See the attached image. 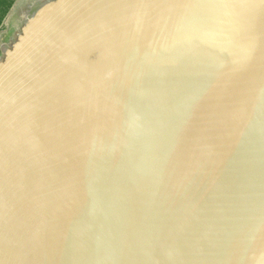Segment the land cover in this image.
I'll return each mask as SVG.
<instances>
[{
    "label": "water",
    "instance_id": "obj_1",
    "mask_svg": "<svg viewBox=\"0 0 264 264\" xmlns=\"http://www.w3.org/2000/svg\"><path fill=\"white\" fill-rule=\"evenodd\" d=\"M253 2L29 7L0 59V264H264Z\"/></svg>",
    "mask_w": 264,
    "mask_h": 264
},
{
    "label": "snow or ice",
    "instance_id": "obj_2",
    "mask_svg": "<svg viewBox=\"0 0 264 264\" xmlns=\"http://www.w3.org/2000/svg\"><path fill=\"white\" fill-rule=\"evenodd\" d=\"M188 3L189 6L197 9L209 7L216 9H227L232 7L253 8L256 6L253 0H212L211 3L204 2V0H188ZM259 3L261 6H264V0H259ZM194 19L203 24L212 23V17L203 12L196 14Z\"/></svg>",
    "mask_w": 264,
    "mask_h": 264
},
{
    "label": "rangeland",
    "instance_id": "obj_3",
    "mask_svg": "<svg viewBox=\"0 0 264 264\" xmlns=\"http://www.w3.org/2000/svg\"><path fill=\"white\" fill-rule=\"evenodd\" d=\"M34 4V3H32ZM29 11L28 5H19L18 7H15L14 9H11L9 17L7 18V21L9 19V23L6 26V29L10 26L11 29L5 30L0 35V57H2L4 54L2 52H6L8 48L10 47L12 40L15 39L16 31L20 30L22 27V19L24 17V14Z\"/></svg>",
    "mask_w": 264,
    "mask_h": 264
},
{
    "label": "trees",
    "instance_id": "obj_4",
    "mask_svg": "<svg viewBox=\"0 0 264 264\" xmlns=\"http://www.w3.org/2000/svg\"><path fill=\"white\" fill-rule=\"evenodd\" d=\"M15 0H0V26L10 13Z\"/></svg>",
    "mask_w": 264,
    "mask_h": 264
},
{
    "label": "crops",
    "instance_id": "obj_5",
    "mask_svg": "<svg viewBox=\"0 0 264 264\" xmlns=\"http://www.w3.org/2000/svg\"><path fill=\"white\" fill-rule=\"evenodd\" d=\"M31 2H32V0H15L12 9H14L15 7H18L20 4L21 5H25V6L28 5L30 7V6H32ZM9 14L7 15V17L5 18V20L3 21V23L0 26V35L2 34L3 31H5V30L7 31L8 30V29H6V26L9 23V19L7 21V18L9 17ZM2 53L4 54V52H2ZM0 59H1V57H0Z\"/></svg>",
    "mask_w": 264,
    "mask_h": 264
},
{
    "label": "flooded vegetation",
    "instance_id": "obj_6",
    "mask_svg": "<svg viewBox=\"0 0 264 264\" xmlns=\"http://www.w3.org/2000/svg\"><path fill=\"white\" fill-rule=\"evenodd\" d=\"M36 2V0H32V2L31 3H35ZM7 29H11V27L9 26ZM16 29V28H15ZM15 29H13V31H16L17 33H16V35H15V40L17 39V36H18V34H19V32H20V30L18 31V30H15ZM12 42H13V40H12Z\"/></svg>",
    "mask_w": 264,
    "mask_h": 264
}]
</instances>
